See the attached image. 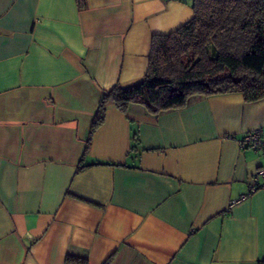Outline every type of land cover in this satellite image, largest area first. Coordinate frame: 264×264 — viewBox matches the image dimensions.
<instances>
[{"label":"crops","instance_id":"obj_1","mask_svg":"<svg viewBox=\"0 0 264 264\" xmlns=\"http://www.w3.org/2000/svg\"><path fill=\"white\" fill-rule=\"evenodd\" d=\"M192 2L0 0V264L264 262V150L239 144L264 98L109 104L85 152L103 91L140 81Z\"/></svg>","mask_w":264,"mask_h":264},{"label":"trees","instance_id":"obj_2","mask_svg":"<svg viewBox=\"0 0 264 264\" xmlns=\"http://www.w3.org/2000/svg\"><path fill=\"white\" fill-rule=\"evenodd\" d=\"M76 3L86 6V0ZM191 7L186 23L152 36L140 81L117 82L103 91L85 152L109 104L126 111L129 104L140 103L158 113L185 105L195 94L236 91L246 101L264 98V0H193Z\"/></svg>","mask_w":264,"mask_h":264},{"label":"built area","instance_id":"obj_3","mask_svg":"<svg viewBox=\"0 0 264 264\" xmlns=\"http://www.w3.org/2000/svg\"><path fill=\"white\" fill-rule=\"evenodd\" d=\"M241 148H250L253 150H264V131L261 129L253 130L245 134L242 139L239 141ZM261 178H264V170H258L252 176V181L249 183L248 193L256 191L258 188L264 186V182L260 181ZM247 195L241 196L245 198ZM240 200V199H239ZM239 200H232L229 204V207L234 205Z\"/></svg>","mask_w":264,"mask_h":264}]
</instances>
